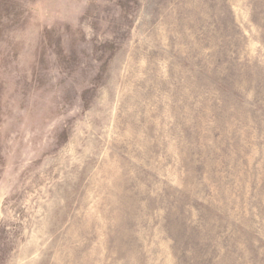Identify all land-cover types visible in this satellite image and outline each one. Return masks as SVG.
I'll use <instances>...</instances> for the list:
<instances>
[{
	"label": "rangeland",
	"instance_id": "obj_1",
	"mask_svg": "<svg viewBox=\"0 0 264 264\" xmlns=\"http://www.w3.org/2000/svg\"><path fill=\"white\" fill-rule=\"evenodd\" d=\"M0 264H264V0H0Z\"/></svg>",
	"mask_w": 264,
	"mask_h": 264
}]
</instances>
